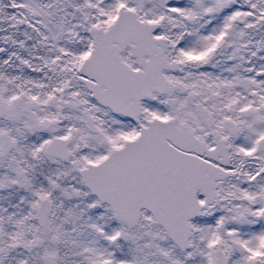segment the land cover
<instances>
[{
	"label": "snow or ice",
	"instance_id": "snow-or-ice-1",
	"mask_svg": "<svg viewBox=\"0 0 264 264\" xmlns=\"http://www.w3.org/2000/svg\"><path fill=\"white\" fill-rule=\"evenodd\" d=\"M0 264H264V0H0Z\"/></svg>",
	"mask_w": 264,
	"mask_h": 264
}]
</instances>
